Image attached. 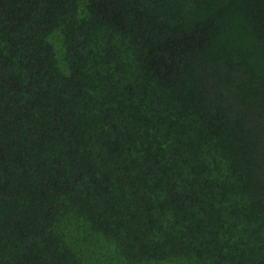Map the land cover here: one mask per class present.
<instances>
[{
	"label": "trees",
	"instance_id": "16d2710c",
	"mask_svg": "<svg viewBox=\"0 0 264 264\" xmlns=\"http://www.w3.org/2000/svg\"><path fill=\"white\" fill-rule=\"evenodd\" d=\"M0 264H264V0H0Z\"/></svg>",
	"mask_w": 264,
	"mask_h": 264
}]
</instances>
